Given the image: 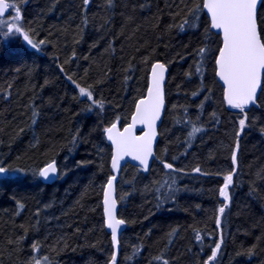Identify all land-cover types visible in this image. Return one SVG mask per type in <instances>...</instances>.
Masks as SVG:
<instances>
[{"label":"trees","instance_id":"1","mask_svg":"<svg viewBox=\"0 0 264 264\" xmlns=\"http://www.w3.org/2000/svg\"><path fill=\"white\" fill-rule=\"evenodd\" d=\"M16 3L39 48L0 36V166L10 169L0 177V264H111L104 129L128 122L155 62L168 68L165 112L149 171L126 165L116 184L126 222L117 264H204L221 240L215 264H264V80L240 132L241 111L226 108L215 78L221 41L202 0ZM257 23L264 39V6ZM233 151L238 163L217 227ZM53 160L59 178L44 184L39 171Z\"/></svg>","mask_w":264,"mask_h":264},{"label":"snow or ice","instance_id":"2","mask_svg":"<svg viewBox=\"0 0 264 264\" xmlns=\"http://www.w3.org/2000/svg\"><path fill=\"white\" fill-rule=\"evenodd\" d=\"M90 0H83V4L87 6ZM258 5L264 6V0H202V7L210 14L211 28L217 29L222 33V46L219 48V55L216 57V75L224 83V99L232 108L239 109L246 113V108L250 104L257 103L258 89L262 88V80H264V39L258 30ZM15 10L13 17L5 18V14ZM201 11V5L198 2L196 6L190 10V15L194 17ZM21 11L17 7L16 0H0V35L19 34L28 45L34 49H38L39 45L34 43L29 37L28 32L23 30L21 23ZM186 19L184 24L180 25L183 30L184 25L188 24ZM192 26H195L194 24ZM7 31L4 32L3 29ZM40 44L45 43L40 41ZM206 48H200L199 54L203 56ZM201 69L198 66L197 72ZM165 65L156 63L152 66V78L148 87V96L146 99L140 100L136 105V112L133 115V123L125 128L123 132L116 130V124L105 128L107 138L114 146L112 156V169L117 170L120 161L125 156H131L133 160H138L141 165L147 169L148 158L153 155L152 138L156 135L155 124L160 117V110L163 106L162 81L164 80ZM69 79H71L69 77ZM81 96L87 98L92 104L102 107V102L96 101L89 89L76 85ZM196 95V93H193ZM35 116L36 113H33ZM247 116L240 119L239 125L243 129L246 126ZM136 123L145 124L149 131L143 137L131 135L132 128ZM200 129L193 128V132ZM192 133H190L191 135ZM240 133L237 132V136ZM236 152L232 153L233 168L223 176V186L219 189V194L225 201L224 205L219 208V213L223 214L228 207L230 199V186L234 182V173L237 165ZM166 169H172V164L164 163ZM10 169L0 166V175L8 173ZM196 171H200L199 168ZM58 174L56 162L46 164L39 171V177L49 180ZM115 176L109 177L104 190V217L107 228L111 230V239L114 249H118V229L126 222L118 219L116 216L117 201L113 198V181ZM19 208H23V204H18ZM217 227L220 226L221 220L216 218ZM196 239H201L197 234ZM222 246V240L215 243L211 248V254L204 261V264H215L218 253ZM33 250H38V245H32ZM249 254H251L249 250ZM47 259L46 257L44 258ZM157 260L160 257H156ZM35 264H41L39 258L35 259ZM111 264H117V252L114 251L111 257ZM164 264H168L164 261Z\"/></svg>","mask_w":264,"mask_h":264},{"label":"water","instance_id":"3","mask_svg":"<svg viewBox=\"0 0 264 264\" xmlns=\"http://www.w3.org/2000/svg\"><path fill=\"white\" fill-rule=\"evenodd\" d=\"M260 6L261 5H258V11H259ZM10 12L6 13L5 14V17L9 16ZM203 12H204V14L207 16V18L209 20V23H210V31L213 34L220 36L221 46H222V43H223V41H222V33L219 30H217V29H212L211 28V18H210V14L207 12L206 9H203ZM218 55H219V51L217 53V56ZM156 63H161V62H155L154 64H156ZM152 66H153V64H152ZM152 66L150 67V70H149V74H148V76H149V78H148V84H147V88H146V91H145L144 96L142 98L138 99L137 102L135 103L133 113L130 116L128 123L125 124V125H123V126L116 124V130L117 131L123 132V130L125 128L129 127V125H131L133 123L132 118H133V115L136 112V105H137V103L140 100L147 98V96H148V87L150 85L151 78H152ZM167 74H168V68L165 66L164 80L162 81V85H161L162 86L163 101H164V103H163V106H162V108L160 110V117H159V119L156 120V124H155V132H156V135L152 138V152H153V155L148 158V167H147V169H145V167L143 165H141L138 160H133L131 156H125L120 161L119 168L117 170H113L111 164H112V156H113V152H114V146H113L112 142L107 138V134L104 132V139H105L106 143L109 145V147L111 149V157H110V163H109L111 176H115L116 177V179L113 181V198H115L116 201H117V198H116V195H117V193H116V184H117V182L119 180V177H120V173H121L122 168L125 167L126 165H130V166H133V167L141 168L144 173H147L149 171V169H150V167H151L154 159H155V151H156V147H157V143H158V139H159L158 131H159V128H160V126L162 124V120H163V116H164V112H165V92H164V88H165V84H166V80H167ZM215 78H216V81L219 83V85L223 89V100H224L225 104L227 105V107L232 108L230 105H228V103L224 99V87L225 86H224L223 81L220 80V78L216 75V63H215ZM260 92H261V89H258L257 98H258ZM252 105H254V104H250L249 106H247V108H250ZM233 109H235V108H233ZM109 127H111V125ZM148 131H149V129H148V127L145 124L136 123L135 126L132 128L131 135L137 136V137H143L145 135V133L148 132ZM56 166H57V164H56ZM2 176L3 175H0V177H2ZM58 176H59V172H58V174L56 176L51 177L49 180H44L43 178H41V180H42V182L44 184H52V183H54L57 180ZM106 185H107V183H106ZM106 185H105V187H106ZM105 187L103 189L101 206H102V211H103L104 227H105L106 232L108 234H110V236H111V230L109 228H107V226L105 224V217H104L103 199H104V190H105ZM116 216L118 218V204H117V208H116ZM125 228H126V224L121 225L120 228L118 229V240H119L121 234L124 232ZM113 250L117 252V256H118V253H119V245H118V249H114V247H113Z\"/></svg>","mask_w":264,"mask_h":264},{"label":"rangeland","instance_id":"4","mask_svg":"<svg viewBox=\"0 0 264 264\" xmlns=\"http://www.w3.org/2000/svg\"><path fill=\"white\" fill-rule=\"evenodd\" d=\"M18 7V6H17ZM19 8V7H18ZM15 15V10L13 9L12 11H11V15L10 16H8V17H6V18H11V17H13ZM3 31L4 32H6L7 31V29L6 28H4L3 29ZM2 38H3V40H7V39H10V38H15L16 36H18V37H20L21 39H23L21 36H19V34H12V35H7V36H5V35H0ZM10 36V37H9ZM23 41V40H22ZM200 86H202L203 85V83H200L199 84ZM226 108H228V109H232V110H235V109H233V108H229V107H227L226 106ZM240 111V110H239ZM241 113V119H243V118H245V113L244 112H240ZM238 127H239V131L241 132L242 131V129L240 128V125H239V123H238ZM239 132V133H240ZM195 134H197V132H193V135H195ZM232 166H233V164H232ZM223 199V198H222ZM224 203H225V201H224ZM228 203V202H227ZM218 216L220 217V220H221V216H222V214L221 213H218Z\"/></svg>","mask_w":264,"mask_h":264},{"label":"bare ground","instance_id":"5","mask_svg":"<svg viewBox=\"0 0 264 264\" xmlns=\"http://www.w3.org/2000/svg\"><path fill=\"white\" fill-rule=\"evenodd\" d=\"M148 78H149V76H148ZM160 129V128H159ZM158 134H159V131H158Z\"/></svg>","mask_w":264,"mask_h":264}]
</instances>
